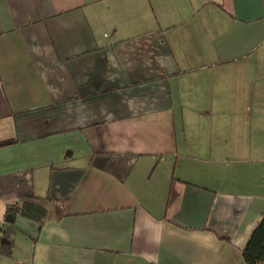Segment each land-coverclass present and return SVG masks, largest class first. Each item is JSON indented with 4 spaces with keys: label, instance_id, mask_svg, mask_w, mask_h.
Returning <instances> with one entry per match:
<instances>
[{
    "label": "crops",
    "instance_id": "obj_1",
    "mask_svg": "<svg viewBox=\"0 0 264 264\" xmlns=\"http://www.w3.org/2000/svg\"><path fill=\"white\" fill-rule=\"evenodd\" d=\"M262 212L264 0H0V264H246Z\"/></svg>",
    "mask_w": 264,
    "mask_h": 264
},
{
    "label": "trees",
    "instance_id": "obj_2",
    "mask_svg": "<svg viewBox=\"0 0 264 264\" xmlns=\"http://www.w3.org/2000/svg\"><path fill=\"white\" fill-rule=\"evenodd\" d=\"M18 215L38 222L39 228L45 221L58 220L67 215L65 202L50 195H23L17 200L6 203L3 220L13 223ZM246 264H264V212L241 249Z\"/></svg>",
    "mask_w": 264,
    "mask_h": 264
}]
</instances>
